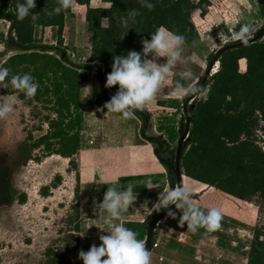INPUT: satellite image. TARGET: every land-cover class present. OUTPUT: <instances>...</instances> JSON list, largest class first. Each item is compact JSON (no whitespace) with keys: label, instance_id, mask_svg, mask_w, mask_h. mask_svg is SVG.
<instances>
[{"label":"trees","instance_id":"1","mask_svg":"<svg viewBox=\"0 0 264 264\" xmlns=\"http://www.w3.org/2000/svg\"><path fill=\"white\" fill-rule=\"evenodd\" d=\"M74 1L85 9V44L91 54L88 63L97 62L103 69L75 65L66 55L63 31L65 15L70 8L59 14H48L58 5V0H35V8L30 10L35 13V18L29 16L24 20L17 19V0H0V21L9 24L7 38L0 36V43L10 51H17L0 66L7 67L10 75L31 73L39 83L33 96L35 102L51 105L55 118H45L49 132L36 140L33 148L43 147L47 154L68 159L69 165L76 169L74 156L79 147L81 127L79 71L96 74L102 91L94 104L105 113L104 104L117 90V86L105 87L114 56L131 50L141 51V41L150 40V34L159 27L182 34L185 38L192 36V14L199 10L200 16H204L207 8L212 6L222 13L225 0H151L155 4L152 10L143 7L140 0H104L108 7L98 8L90 7L91 0ZM130 9H137L139 15L126 32L120 18L126 16ZM36 28L41 30L40 41L35 39ZM50 29L56 30V46L49 45ZM232 45L237 46L221 54L217 70L205 82V98L188 111L186 108L183 111L186 113L185 121H189V132L187 141L183 143L180 169L186 178L185 184L192 190L200 184L214 189L199 202V206L206 210L212 207L220 209L226 195L244 202H249L254 196L264 201V152L253 139L260 123L264 132V39L253 43L249 40L247 44L237 41L224 47ZM240 61L245 62L244 71H241ZM82 90L84 96V81ZM14 93L16 90L11 87L0 89L1 96ZM21 98H24L23 93ZM136 116L141 121L140 136L154 147L157 160L175 178V160L161 156L167 148L164 141L146 135L149 124L146 113L138 110ZM83 124L84 132L89 124L85 115ZM28 137L31 139V135ZM78 193L77 188V196ZM157 213L155 211L145 223H127L125 226L135 231L138 239L145 241L146 226ZM75 220L77 233V216ZM262 236L264 231L254 232L247 264H264ZM47 255L50 257L51 252L48 251ZM45 264L59 263L50 259Z\"/></svg>","mask_w":264,"mask_h":264},{"label":"rangeland","instance_id":"2","mask_svg":"<svg viewBox=\"0 0 264 264\" xmlns=\"http://www.w3.org/2000/svg\"><path fill=\"white\" fill-rule=\"evenodd\" d=\"M108 5L104 0L90 1L91 8L108 7ZM84 13V7H78L72 0L70 11L65 15V23L67 22L69 26H67V37L63 38V47H66V55L73 64L103 69V66L97 62L88 63L87 54L90 51L85 44L87 26ZM191 23L194 26V34L185 38L184 48L186 55L198 57V61L190 66L194 72V82L198 80L201 84L217 52L225 45L239 41L234 33L239 30L242 24L246 23L252 28L249 40L264 30V0H225L222 13L213 6L207 8L204 16H200V11L197 10L192 14ZM8 27L7 22H0V36L5 39ZM65 28L64 30H66ZM72 34L74 37L71 43ZM49 36V45L56 46V30L50 29ZM41 38V30L36 28L35 39L40 41ZM260 39H264V31ZM73 50L79 54L77 55ZM16 53L17 51L8 52L6 45L0 43V65ZM182 67L173 70L165 81V90L158 94L153 103L146 105L141 110L149 118L148 129L150 126H154L156 132L160 133L158 128L164 126L166 131L161 135L163 138L161 140L164 141L167 148L162 151L161 156L166 160H175L177 142L184 133L187 123L184 109L186 108L188 111L198 101L203 100L207 92L206 87L202 88L198 95L177 96L174 91V80L179 79L178 72ZM217 68L216 62L210 70V76L215 73ZM240 68L241 71L245 70L244 61H240ZM91 73L96 77L95 73ZM97 81L99 82L98 79ZM21 94L16 92L7 95L17 97L15 111L6 118L0 119V264H45L50 259L57 260L59 264H83V261L78 258V253L81 250L87 251L89 248L80 249V237L75 231V218L76 216L78 218L81 190L78 169L70 166L68 159L45 153L43 147L33 148L34 142L49 132L45 118L54 119L55 115L50 110L51 105L44 106L35 102L33 97L25 95L24 98H21ZM4 97L6 96L0 95V99ZM82 99L83 106L86 107L85 94ZM162 103L165 105H161ZM95 110L98 108L96 107ZM85 117L89 124L88 127H85L84 132L79 131V137L81 134L86 137L94 130V122L87 114ZM135 117L140 121L137 116ZM159 125L163 126L159 127ZM261 126L263 127L262 123L256 127L253 139L264 152V132ZM148 129L146 135L151 137V128ZM101 132L103 131L101 130ZM30 135L31 139L28 137ZM96 157L92 156L94 164H98V161L101 160ZM166 175L171 186H176L173 174L166 171ZM183 181L186 185L185 177ZM106 188L107 186L101 181L95 179L89 185V192L98 197L99 193ZM209 188L199 189V194L196 196L193 194L194 199L209 190L214 192L213 188ZM228 208L223 212L227 215L239 216L245 223L243 225L240 223L241 221L238 223L228 217L225 219L227 223H220L221 226L218 230H223L224 224L231 229L237 228L240 224L243 226L241 228L243 231H240L239 235L243 238L240 240L245 242L242 243V246L244 245L246 251L245 253L240 251L239 255L246 259L245 256L248 255L254 232L264 231V201L258 196H254L245 204L233 201L228 204ZM247 247L248 249H246ZM48 251L51 252L50 257L47 255ZM219 256L221 258L223 254H219ZM218 264H222V262H218Z\"/></svg>","mask_w":264,"mask_h":264},{"label":"crops","instance_id":"3","mask_svg":"<svg viewBox=\"0 0 264 264\" xmlns=\"http://www.w3.org/2000/svg\"><path fill=\"white\" fill-rule=\"evenodd\" d=\"M67 26L69 24L66 22L63 38L67 37ZM73 37L72 34L71 43ZM75 52L77 55L79 54V52ZM88 56L89 54H87ZM82 81L86 84V107L83 106L82 102ZM79 88V107L82 120L80 130L83 131L85 114L94 122V130L84 139H82V134L79 137L78 151L74 156L81 181L78 202L80 243H78L80 249H82L89 248L93 244L99 246V235H106L107 233L104 231H110L112 223H115V221L112 223L106 222L105 211L97 206L102 202L106 190L99 193L98 197L90 194L89 185L92 181L98 179L108 187L118 177L119 184L123 187L126 188L130 183L134 185L137 198L128 210L122 213L121 222L124 225L127 223H145L155 212L150 210L158 200V193L167 190L169 186L171 187V183L167 180L165 168L154 155V147L141 138L140 121L136 117L124 119L117 113L108 111L103 113L99 109L95 110L94 102L100 96L101 85L91 72L79 71ZM161 105L165 104L162 103ZM162 126L159 125V127ZM163 127L158 128L160 133H157L155 127L150 126L151 136L161 137L166 131ZM103 133L105 134L102 135ZM161 139L163 138L161 137ZM94 155L98 157V160L101 158L98 164H94L92 160ZM199 186V188L192 191L195 196L199 194L198 191L202 187L209 188V186L203 184ZM211 193H213V190L204 192L196 197L193 202L199 205L201 199ZM224 199L223 205L218 209L222 214L220 223H227L225 219L229 217V219H233L232 221H241L240 223L244 225L243 218L227 215L223 211L228 210V204L233 201L244 204L245 202L229 195H226ZM203 210L207 211L206 209ZM174 212L175 218L167 215L157 224L154 230L151 250L152 264H218V262H222V264H247L248 255L246 254V259L239 255L240 251H243V253L246 251L244 245L242 246V243L245 242L240 240L242 237L239 235V232L243 231L241 224L232 229L224 224L225 230L207 232L201 228L198 232L192 233L187 229L186 224L181 226L179 223L182 212L177 209ZM232 231H234V234H232ZM219 254H223V257L220 258Z\"/></svg>","mask_w":264,"mask_h":264},{"label":"clouds","instance_id":"4","mask_svg":"<svg viewBox=\"0 0 264 264\" xmlns=\"http://www.w3.org/2000/svg\"><path fill=\"white\" fill-rule=\"evenodd\" d=\"M140 3L148 10L155 7L151 0H140ZM71 5L72 0H58V5L48 14H59ZM34 8L35 0H17V19L24 20L29 16L35 18V13L30 11ZM138 15L137 9H130L126 16L120 18L121 26L126 32L132 28L130 25L135 23ZM234 34L237 40L247 44L252 28L245 23ZM141 44L142 49L139 52L131 50L124 55L114 56L111 71L106 76L105 87L117 86V90L104 104V108L110 113L120 114L124 119L135 118L138 110L153 103L158 94L165 90V81L169 75L180 66L183 67L178 72L179 79L174 80L177 96L198 95L203 87L198 80L194 82V72L190 65L196 63L198 57L185 54V37L182 34L159 27L150 34V40H142ZM9 87L17 93L33 97L39 83L31 73L10 75L7 67L0 66V89ZM16 99V96L0 99V119L15 111ZM136 198L134 185L130 183L125 188L119 184L118 177L107 187L102 202L97 206L105 211L106 222L115 223H112L110 231H104L106 235H99V246L93 244L87 251L81 250L78 253L83 264H152L151 252L146 249L145 242L138 239V234L121 222L122 213L128 210ZM193 200L191 186H169L167 190L158 193V200L150 211L159 212L162 208L167 209L169 205H174L175 209L182 212L180 225L186 224L192 233L201 228L207 232L218 230L221 226V212L215 207L205 211ZM167 215L175 218L172 210Z\"/></svg>","mask_w":264,"mask_h":264},{"label":"water","instance_id":"5","mask_svg":"<svg viewBox=\"0 0 264 264\" xmlns=\"http://www.w3.org/2000/svg\"><path fill=\"white\" fill-rule=\"evenodd\" d=\"M264 30H261L259 32L258 35H256L252 40H250L252 43L253 42H256V41H259L260 40V37H261V34ZM237 45H232V46H226L224 48H221L215 58L212 60L211 64L209 65V68L207 69L204 77H203V80L201 82V85H203L202 88H204V85H205V82L206 80L210 77V70L213 66L214 63L217 62L218 58L221 56V54L230 49V48H234L236 47ZM201 88V90H202ZM185 110V109H184ZM186 114V113H185ZM189 130V121L187 120V123H186V127H185V130H184V133L182 134V136H180L178 142H177V149H176V154H175V162H174V175H175V180H176V186H181V185H184V181H183V176H182V172H181V169H180V158H181V154H182V148H183V143L185 142V140L188 138V131ZM169 210H172L174 211L175 210V206L174 205H171L169 206L167 209H162L160 210V212H158L152 220L149 221L148 225H147V230H146V236H145V245H146V249H149L150 252L152 250V244H153V234H154V230L157 226V224L164 218L167 216V213Z\"/></svg>","mask_w":264,"mask_h":264},{"label":"built area","instance_id":"6","mask_svg":"<svg viewBox=\"0 0 264 264\" xmlns=\"http://www.w3.org/2000/svg\"><path fill=\"white\" fill-rule=\"evenodd\" d=\"M245 69V68H244Z\"/></svg>","mask_w":264,"mask_h":264}]
</instances>
